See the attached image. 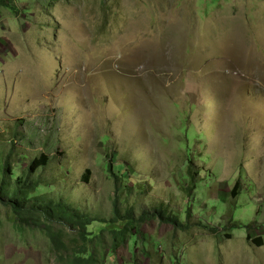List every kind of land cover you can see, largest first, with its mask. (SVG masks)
Segmentation results:
<instances>
[{"label":"rangeland","instance_id":"1","mask_svg":"<svg viewBox=\"0 0 264 264\" xmlns=\"http://www.w3.org/2000/svg\"><path fill=\"white\" fill-rule=\"evenodd\" d=\"M40 153V191L136 230L55 251L0 205V264H264V0H0V174ZM159 204L190 228L141 220Z\"/></svg>","mask_w":264,"mask_h":264},{"label":"trees","instance_id":"2","mask_svg":"<svg viewBox=\"0 0 264 264\" xmlns=\"http://www.w3.org/2000/svg\"><path fill=\"white\" fill-rule=\"evenodd\" d=\"M9 157L4 160L0 174V205L9 209L17 227L39 229L45 233L48 241L55 251H66L63 243L64 235L74 237L76 241L84 243L89 235L87 227L93 222L99 221L105 228L109 225L111 240L114 244L122 241L130 231L136 230V221L133 210L130 207L119 209L116 199L112 201V216L109 220H97L84 210L77 209L67 202L60 190L40 191L41 187L50 186L53 177L45 174L53 171V159L46 154L40 153L33 157L24 167L20 174L13 177ZM186 166L188 184L185 188L187 194L196 186L197 173L191 171L192 161L188 157ZM191 165V166H190ZM89 171L86 170L81 179L87 180ZM50 176V177H49ZM117 176L114 180H117ZM117 185L118 183H116ZM239 182L235 181L230 189V198L238 196ZM141 220L151 219L169 225L173 230L186 231L190 228L187 223L190 219V211L185 213V222L181 223L176 214L168 211L163 204L151 208V212L141 213ZM249 228V227H248ZM85 246V245H84ZM70 255L67 264H95L94 255L89 253L86 257Z\"/></svg>","mask_w":264,"mask_h":264}]
</instances>
